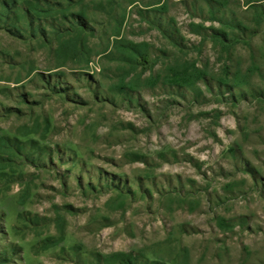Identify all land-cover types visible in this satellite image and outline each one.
<instances>
[{"label":"rangeland","instance_id":"rangeland-1","mask_svg":"<svg viewBox=\"0 0 264 264\" xmlns=\"http://www.w3.org/2000/svg\"><path fill=\"white\" fill-rule=\"evenodd\" d=\"M0 264H264V0H0Z\"/></svg>","mask_w":264,"mask_h":264}]
</instances>
